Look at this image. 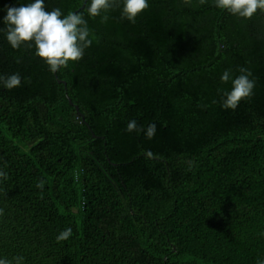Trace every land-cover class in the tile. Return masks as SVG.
I'll return each instance as SVG.
<instances>
[{
  "label": "trees",
  "instance_id": "trees-1",
  "mask_svg": "<svg viewBox=\"0 0 264 264\" xmlns=\"http://www.w3.org/2000/svg\"><path fill=\"white\" fill-rule=\"evenodd\" d=\"M27 2L0 0V29L6 8ZM84 2L45 0L48 11L83 14L92 40L56 73L32 42L13 49L0 31V76H21L19 87L0 84V257L259 264L264 11L241 18L214 0H149L130 22L122 0L94 18ZM241 68L253 94L224 109L231 80L220 78ZM131 120L154 123V137L127 132Z\"/></svg>",
  "mask_w": 264,
  "mask_h": 264
},
{
  "label": "clouds",
  "instance_id": "clouds-1",
  "mask_svg": "<svg viewBox=\"0 0 264 264\" xmlns=\"http://www.w3.org/2000/svg\"><path fill=\"white\" fill-rule=\"evenodd\" d=\"M205 0H201L204 3ZM215 6L227 10L232 15L241 18H251L257 10L264 11V0H214ZM121 15L130 22H135L137 16L149 7V0H122ZM111 6V0H87L86 11L89 17H97L101 12H106ZM103 19L107 20V16ZM6 40L13 49H18L25 42H32L35 46V55L44 60L52 73L58 72L62 67H67L69 62L79 61L83 58L85 49L90 47V31L83 14L68 12L64 15L59 8L46 10L45 0H28L19 7L6 8L3 17ZM240 75L232 78L229 71L221 76V82L231 80V90L224 93L222 108L235 110L239 103L252 96L255 80L251 79L252 73L246 68L240 69ZM0 84L6 89H13L21 85L19 73L0 76ZM126 131L129 133L142 132L148 139L154 137L156 125L149 124L146 128L137 125L135 120L128 122ZM4 173L0 171V176ZM43 188V181L37 184ZM4 210L0 209V215ZM72 235V229H64L57 237V241L67 240ZM23 257L13 260L0 257V264H22ZM259 264H264L261 260Z\"/></svg>",
  "mask_w": 264,
  "mask_h": 264
},
{
  "label": "water",
  "instance_id": "water-1",
  "mask_svg": "<svg viewBox=\"0 0 264 264\" xmlns=\"http://www.w3.org/2000/svg\"><path fill=\"white\" fill-rule=\"evenodd\" d=\"M85 2H86V0H85ZM84 2V3H85ZM83 7H80V9H82ZM59 83H62V84H65L63 81H58ZM68 101H69V104L70 105H72V102H71V100L68 98ZM74 108H75V110H76V112H77V114L79 115V116H81V114L79 113V109H78V107L77 106H74Z\"/></svg>",
  "mask_w": 264,
  "mask_h": 264
}]
</instances>
